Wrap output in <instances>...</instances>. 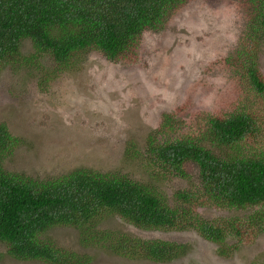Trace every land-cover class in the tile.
<instances>
[{"label": "trees", "instance_id": "trees-1", "mask_svg": "<svg viewBox=\"0 0 264 264\" xmlns=\"http://www.w3.org/2000/svg\"><path fill=\"white\" fill-rule=\"evenodd\" d=\"M187 1L0 0V72L7 67L19 69L22 62L43 56L53 64L54 79L73 57L88 50L111 61H126L136 54L144 32L160 29L171 12ZM239 2L245 27L234 54L223 61L230 75L250 90L241 110L201 112L196 119L198 134L192 130L158 143L150 136L146 143L149 157L144 160L163 173L187 177L185 165L197 167L195 187L175 193V205L152 186L126 176L78 169L36 180L10 172L5 162L19 143L0 123V244L7 257L89 264V255L40 238L55 227L77 229L84 248L100 246L130 260L166 263L187 249L174 241L100 230L109 217H119L143 231L193 229L218 245L217 252L224 257L235 248L226 243L229 236L241 241L264 227V78L258 66L264 51V0ZM23 41L32 45L30 56L20 51ZM166 129L175 131L168 114L162 116L158 131ZM129 150L133 153L134 148ZM198 205L249 214L241 220L209 221L193 212Z\"/></svg>", "mask_w": 264, "mask_h": 264}, {"label": "rangeland", "instance_id": "rangeland-1", "mask_svg": "<svg viewBox=\"0 0 264 264\" xmlns=\"http://www.w3.org/2000/svg\"><path fill=\"white\" fill-rule=\"evenodd\" d=\"M245 21L239 0H188L160 29L144 32L136 54L126 61H111L88 50L73 57L54 79L48 57L22 62L19 69L5 68L0 72V123L19 143L5 162L6 170L36 180L78 169L126 176L152 186L175 205V193L195 187L197 167L185 165L187 177L163 173L144 160L149 157L146 143L150 136L158 143L192 130L198 134L196 119L201 112L241 110L250 90L230 75L223 59L239 46ZM20 51L25 57L34 52L29 41H23ZM258 59L264 78L263 50ZM164 114L170 115L175 134L158 131ZM194 208L198 218L216 222L241 220L249 214L203 205ZM99 228L174 241L187 249L170 262L155 263L120 257L100 246L84 248L73 227H55L40 238L89 255V264H264V227L241 241L229 236L226 243L235 248L225 257L218 254V245L193 229L143 231L119 217H109ZM0 264L47 263L7 257L0 244Z\"/></svg>", "mask_w": 264, "mask_h": 264}]
</instances>
